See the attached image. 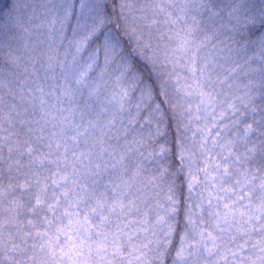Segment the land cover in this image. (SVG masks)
<instances>
[{"label": "snow or ice", "instance_id": "1", "mask_svg": "<svg viewBox=\"0 0 264 264\" xmlns=\"http://www.w3.org/2000/svg\"><path fill=\"white\" fill-rule=\"evenodd\" d=\"M0 264H264V0H0Z\"/></svg>", "mask_w": 264, "mask_h": 264}]
</instances>
